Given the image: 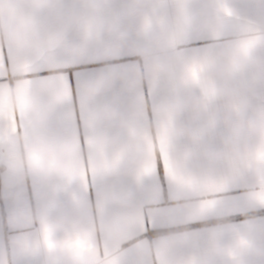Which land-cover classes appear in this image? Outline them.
Segmentation results:
<instances>
[{"label":"crops","instance_id":"obj_1","mask_svg":"<svg viewBox=\"0 0 264 264\" xmlns=\"http://www.w3.org/2000/svg\"><path fill=\"white\" fill-rule=\"evenodd\" d=\"M0 264H264V0H0Z\"/></svg>","mask_w":264,"mask_h":264}]
</instances>
